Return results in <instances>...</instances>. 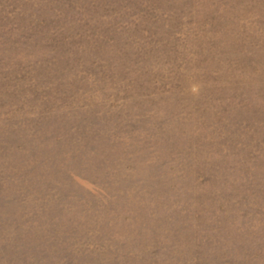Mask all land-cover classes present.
<instances>
[{
	"label": "rangeland",
	"instance_id": "obj_1",
	"mask_svg": "<svg viewBox=\"0 0 264 264\" xmlns=\"http://www.w3.org/2000/svg\"><path fill=\"white\" fill-rule=\"evenodd\" d=\"M0 264H264V0H0Z\"/></svg>",
	"mask_w": 264,
	"mask_h": 264
}]
</instances>
